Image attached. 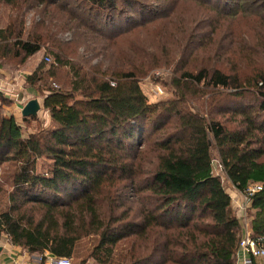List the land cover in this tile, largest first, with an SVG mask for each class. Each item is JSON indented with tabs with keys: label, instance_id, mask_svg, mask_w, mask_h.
Masks as SVG:
<instances>
[{
	"label": "trees",
	"instance_id": "16d2710c",
	"mask_svg": "<svg viewBox=\"0 0 264 264\" xmlns=\"http://www.w3.org/2000/svg\"><path fill=\"white\" fill-rule=\"evenodd\" d=\"M230 1L205 0V6L220 13ZM244 4L252 8L247 15L260 21L264 53V0H237L239 8ZM32 5L42 7L33 31L24 30L23 14L0 28V64L25 63L47 39L58 44L55 64L25 78L32 88L44 83L42 105L52 128L24 137L13 116H0V165L17 166L10 204L0 212V240L42 263L46 255L72 259L76 244L94 236L97 264L110 263L118 244L131 238L142 240L147 254L128 264H236L242 229L213 174L212 151L239 192L251 183L262 186L251 198L250 229L253 238L264 237V68L245 76L209 64L184 70L171 82L175 98L151 103L139 83L149 67L143 61L121 64L114 56L132 51L129 38L138 29L168 18V10L158 14L163 5L0 0L22 13ZM65 31L73 32L69 44L55 40ZM97 40L105 47L121 41L127 46L107 53ZM78 47L85 53L76 57ZM99 56L106 65L92 66ZM51 79L58 85L47 84ZM201 84L214 90L206 115L188 107L191 90ZM6 101L0 95V107ZM43 159L47 170L39 173ZM131 197L134 213L123 211Z\"/></svg>",
	"mask_w": 264,
	"mask_h": 264
},
{
	"label": "rangeland",
	"instance_id": "374dc122",
	"mask_svg": "<svg viewBox=\"0 0 264 264\" xmlns=\"http://www.w3.org/2000/svg\"><path fill=\"white\" fill-rule=\"evenodd\" d=\"M140 1L154 9L163 5L165 10L161 11L163 13L158 14H165L168 10L170 12L167 15L168 18L134 32L129 38L130 41L132 40V51L120 57L116 54L114 61H119L125 65L143 61L149 67L146 69L145 76L139 78L140 87L149 102L157 103L174 99V89L171 86V82L184 70L197 72L199 68L209 64L225 73L239 72L242 76H245L257 66L264 68L263 44L260 43L259 38V32L262 27H260V21L256 16L247 15V11L252 10L249 4H244L242 8H239L237 0H231L229 10L222 11L223 8L220 7L221 12L219 13L206 7L205 0ZM244 10L245 12L243 13ZM41 12L42 7L36 8L34 5H32V10L26 13H22V10L11 11L9 8L0 6V28H4L16 15L20 16L23 14L24 30L28 32L32 28L33 31L40 20ZM51 12H53V9ZM61 21V18L57 19L58 24ZM37 33L45 37L43 29H37ZM72 39L73 32L71 31L59 32L55 36L56 41L67 44ZM121 42L122 44H115L114 46L105 44L107 48L103 45V42L99 40L93 41L99 49L105 47L107 53L120 52L122 48L127 46L123 41ZM205 44L208 45L204 47ZM57 45L51 44L47 39L41 45L40 52L30 59L32 60L31 68L27 65V61L14 67L9 64H0L1 68L9 70L13 74L16 71L17 74V82H14L16 91L13 100L5 98L7 101L0 107V116H13L20 124L24 137L52 128L48 113L43 107H41L35 118H31L26 122L22 121L21 110L28 101L33 99L38 100L42 106L43 95L41 91L45 89L44 83H39L32 88L26 83L25 78L41 66L44 68L43 72H45L51 65L55 64L54 55L58 53ZM65 53L67 54L69 51H65ZM84 53L83 47H78L74 51L76 57ZM45 56H49L51 59V63L48 65L44 64ZM68 57L71 59L75 58L71 55H68ZM100 62L104 66L106 65L100 56L94 58L91 61V65L95 66L100 64ZM63 75V73H59L58 77H60V80H63ZM51 83L54 86L58 85H56L58 82L52 79L48 80L47 84ZM213 93L214 90L206 87L204 84L194 87L191 90V96L188 97V107L191 110L203 111L202 113L206 115L209 105L208 99ZM222 93L226 95L229 91H222ZM262 161H264V157ZM47 165L48 162L44 159L38 161L37 171L44 173L47 170ZM15 169H17V166L12 163L0 165V212L6 210L10 204L9 198L13 190L12 179ZM212 169L213 174L220 178L229 198H232V200L230 199L231 210L239 220L241 229L243 230L244 226H250L253 212L250 209L244 211L239 209L240 204H242V197L227 180L220 166L216 150L212 151ZM132 198L134 197H131L129 200ZM132 201L133 199L126 205L123 211L127 208H130L132 213L138 211L137 205L131 203ZM4 243L9 244L7 239L2 237L0 246ZM97 243L98 238L94 236L82 238L76 244L74 256L71 259L72 262L74 264H97L91 257ZM14 248L18 249L17 257H19V261H29L30 264H38L40 262L37 259L39 256H29L21 248ZM146 254L145 243L142 240L131 238L118 244L114 249L113 258L108 264H128L131 257H141ZM257 260H261L260 264H264V258Z\"/></svg>",
	"mask_w": 264,
	"mask_h": 264
},
{
	"label": "built area",
	"instance_id": "2783aa9c",
	"mask_svg": "<svg viewBox=\"0 0 264 264\" xmlns=\"http://www.w3.org/2000/svg\"><path fill=\"white\" fill-rule=\"evenodd\" d=\"M44 62L46 64H50L51 63L50 57L45 56ZM111 86H114V84L111 83ZM233 189L237 191L239 195L242 197V201H241L242 204H240L239 209L243 211L246 209H250L254 215L255 211L251 208V198L254 194L262 190V186L260 184L251 183L247 186V188L243 192H239L234 186H233ZM230 199L232 200V198ZM240 253L243 254L244 256L242 260V264H252L253 260L264 258V237L253 238L251 235L250 226L248 225L244 226V229L242 230V237L238 244V252L236 254V261L239 260L238 257ZM37 259H39L40 261L38 262V264H74L71 259L52 258V257H48L47 255H46V259L44 263H42L41 257ZM15 264H30V262L25 261V260H20L16 262ZM84 264H89V263H84Z\"/></svg>",
	"mask_w": 264,
	"mask_h": 264
},
{
	"label": "crops",
	"instance_id": "0c3cea01",
	"mask_svg": "<svg viewBox=\"0 0 264 264\" xmlns=\"http://www.w3.org/2000/svg\"><path fill=\"white\" fill-rule=\"evenodd\" d=\"M31 58H29L26 62L30 68L32 67V60H30ZM29 60H30V62H28ZM28 63H30V64H28ZM16 78H17L16 71L13 74V72H11L5 68L0 67V95H2L4 98H6L8 100H13V96H14V93L16 91L15 90L16 85L14 84V82H17ZM0 248H1V250H0V264H15L16 262L19 261V257H17V255H18V249L17 248H14V247L10 246L9 244H6V243L2 244L0 246ZM238 258H239V260L236 261V264H242V260L244 258L243 254L240 253ZM261 262H262L261 260H259V261L256 260V264H260Z\"/></svg>",
	"mask_w": 264,
	"mask_h": 264
},
{
	"label": "water",
	"instance_id": "95a60500",
	"mask_svg": "<svg viewBox=\"0 0 264 264\" xmlns=\"http://www.w3.org/2000/svg\"><path fill=\"white\" fill-rule=\"evenodd\" d=\"M41 107H43V105L41 106L36 99L28 101L21 110L22 118H35L39 113Z\"/></svg>",
	"mask_w": 264,
	"mask_h": 264
}]
</instances>
